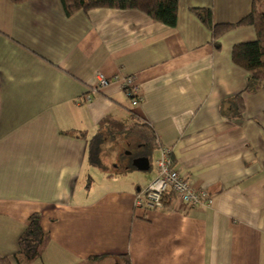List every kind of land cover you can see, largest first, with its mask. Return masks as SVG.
<instances>
[{
  "label": "crops",
  "instance_id": "obj_1",
  "mask_svg": "<svg viewBox=\"0 0 264 264\" xmlns=\"http://www.w3.org/2000/svg\"><path fill=\"white\" fill-rule=\"evenodd\" d=\"M195 8L236 23L252 0H180L175 27L139 10L68 17L60 0H0V257L16 253L37 212L51 240L33 264H125V256L131 264H264V82L245 94L243 119L220 114L248 79L232 48L254 40L255 29L229 31L217 50ZM97 72L133 76L142 102L133 107L118 81L96 90ZM132 112L159 146L148 155L133 133L105 130L92 156L100 123ZM162 147L210 194L208 204L174 197L164 210L135 206L157 177L141 179ZM139 157L150 159L148 171L133 166Z\"/></svg>",
  "mask_w": 264,
  "mask_h": 264
},
{
  "label": "trees",
  "instance_id": "obj_2",
  "mask_svg": "<svg viewBox=\"0 0 264 264\" xmlns=\"http://www.w3.org/2000/svg\"><path fill=\"white\" fill-rule=\"evenodd\" d=\"M13 4H20L35 0H9ZM180 0H60L66 16H72L79 11L89 12L96 8H108L118 10H139L156 22L168 27H175L178 19V7ZM196 16L210 30L212 34V46L221 49V38L231 30L239 27L252 26L256 37L235 43L232 48V62L248 73L246 86L234 96L224 100L220 104V114L230 120L238 121L244 118L246 104L245 94L257 92L264 82V0H252L250 13L236 23H216L212 8L193 9ZM108 130L111 135L117 133H133L143 143V152H149L159 146L157 137L150 124L141 118L138 113L132 112L127 121H117L112 117L104 119L96 135L90 141V153L93 155L98 140L103 131ZM72 137L84 138V132L80 130H68L65 132ZM169 198L166 197V200ZM49 231L42 225V215L33 213L26 229L18 240V250L10 257H0V264H11L13 259L16 264H33L40 259L50 243ZM125 264H131L128 256L124 257Z\"/></svg>",
  "mask_w": 264,
  "mask_h": 264
},
{
  "label": "built area",
  "instance_id": "obj_3",
  "mask_svg": "<svg viewBox=\"0 0 264 264\" xmlns=\"http://www.w3.org/2000/svg\"><path fill=\"white\" fill-rule=\"evenodd\" d=\"M98 84L96 90L109 86L112 82L118 81L121 87L128 92L131 105L137 107L144 98V91L133 76L107 78L97 72ZM90 100V97L88 98ZM157 177L147 186L141 196L135 201L137 208L164 210L168 207V200L177 198L191 207L208 204L211 200L210 194L203 190L196 189L178 171L168 147H162L160 156L156 163Z\"/></svg>",
  "mask_w": 264,
  "mask_h": 264
},
{
  "label": "rangeland",
  "instance_id": "obj_4",
  "mask_svg": "<svg viewBox=\"0 0 264 264\" xmlns=\"http://www.w3.org/2000/svg\"><path fill=\"white\" fill-rule=\"evenodd\" d=\"M127 148H128V147H127ZM111 149H113V148H111ZM114 151H117V150L114 149ZM110 153L112 154L113 151H111ZM113 154H114V153H113ZM113 154H112V155H113ZM109 156H110V155H109ZM110 157H111V156H110ZM157 158H158L157 151H154V152H153V155H152V163H153V167H152L151 171L143 173V177L141 178L142 181H143V179H144V183H143L144 185H146V184L152 179V177L156 174L157 167H156L155 163H156ZM147 176L150 177L149 180L146 179Z\"/></svg>",
  "mask_w": 264,
  "mask_h": 264
},
{
  "label": "water",
  "instance_id": "obj_5",
  "mask_svg": "<svg viewBox=\"0 0 264 264\" xmlns=\"http://www.w3.org/2000/svg\"><path fill=\"white\" fill-rule=\"evenodd\" d=\"M133 166L139 171H148L151 167L150 159L147 157H139L133 160Z\"/></svg>",
  "mask_w": 264,
  "mask_h": 264
}]
</instances>
